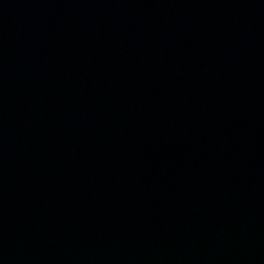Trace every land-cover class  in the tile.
Listing matches in <instances>:
<instances>
[{"label":"water","instance_id":"water-1","mask_svg":"<svg viewBox=\"0 0 264 264\" xmlns=\"http://www.w3.org/2000/svg\"><path fill=\"white\" fill-rule=\"evenodd\" d=\"M0 264H264V0H0Z\"/></svg>","mask_w":264,"mask_h":264}]
</instances>
